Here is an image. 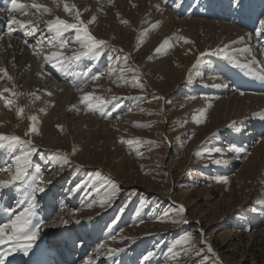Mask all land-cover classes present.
<instances>
[{
	"label": "rangeland",
	"instance_id": "obj_1",
	"mask_svg": "<svg viewBox=\"0 0 264 264\" xmlns=\"http://www.w3.org/2000/svg\"><path fill=\"white\" fill-rule=\"evenodd\" d=\"M72 1L53 0V5H56L54 10L61 8V14L57 12V16H63L65 20L74 22L73 15L62 14L65 12L64 3L75 4ZM181 1L183 0H177L173 8L165 5V0H159V7V3L152 5V13L157 14L163 6L176 17L177 22L196 20L187 16L183 19L177 15L176 5ZM130 2L124 7L119 0H111L106 3L105 8H97V5L93 8L91 0H84L82 4L78 3L80 7L76 4L81 13V19L87 24L89 31L97 39L102 38L107 41V46L103 48V54L98 60L91 55L85 63L82 56L79 60L72 61L71 66L76 68L79 62L82 68L77 69L76 74L68 76L65 83L81 91L82 93L79 94L81 98L90 94L89 99L94 104L97 102L96 97L101 96L100 98L105 101L113 96L116 97L104 112L89 110L87 104L81 101V106L88 109L85 112V118L81 119L84 123L88 122V125H82L78 129V145L81 144V147L74 145L75 126L66 121H60L53 128L55 134L50 139L42 132L25 136L29 128L28 122L25 114L18 115L19 108L22 107L19 100L25 98L13 96L12 83L9 86V80L4 78L0 80V91L3 92L4 97L15 101L11 107L5 104V112L10 114L14 112V117L11 119L8 115L2 116L0 125L3 129L0 133L31 139L38 148V152L33 155V167L29 169L30 176L39 172L43 176L45 182L43 186L46 190L52 186L59 187L56 194L52 193L53 191L51 193L53 197L58 195L65 201L62 205L64 209L60 219L50 225V229L64 225L63 220L68 219V224L88 222L89 234H95L97 237L101 232L104 234V238H100L81 261L91 259L92 262L101 264H123V260L130 259L131 264H141V255L152 251L154 255L148 264H264V147L258 146L264 135L255 140L252 147H250L251 144H247V151L242 150L241 153L229 149V145L233 144L243 149L234 137L231 139V135L237 125H242L243 129L249 128V125L244 123L245 118L241 124V119L246 116L233 115L230 120L226 118L228 119V121L225 120L226 124L215 113L206 112L205 104H203L205 97H212L214 94L213 91H205L214 90L212 89L214 82L228 86L233 92L237 89L235 92L245 95L238 90L240 88L232 81L230 74L233 72V77L236 79L252 78L256 81L255 84L259 83L261 74L264 73V55L256 58V55L246 46L247 37L239 31L237 33L240 36L235 41L236 45L226 39L216 47L202 50V52L207 50L205 53L208 55L202 58L199 64H197V58L201 52H192L182 70H180L182 65L177 62L174 69L176 70L178 66V71L159 72L158 62L173 55L178 49H186L184 44L194 45V42L179 41V36H182L181 31L183 32L182 27L179 26L176 29V38H168L171 46H165V49L160 52L161 55L155 53V49L161 44H151V49H145L151 40L148 36L149 32L150 36L156 34L163 21H159L157 28L151 26L150 31L146 27L151 22L142 23L139 19L138 25L137 18L148 12L140 8L136 13L137 16H133L139 7L135 2L134 5ZM150 2L148 0L144 5L149 7L153 4ZM206 2L208 1L204 0L203 3L198 4L204 6ZM129 5L132 10L129 9ZM83 7L87 8L83 9ZM56 14L53 16L57 17ZM197 17L203 18L201 15ZM90 20L92 23H88ZM152 23L155 22L152 21ZM221 24L238 28L237 25L229 23ZM42 27L37 30L41 32L40 36L46 33V31L42 32ZM15 28L14 32L17 33L18 28ZM141 31L144 32L143 37ZM119 32L128 33V36L132 38L121 40L118 38ZM74 35V31L64 34L63 38L70 41L68 46L62 49L63 51L60 49L66 57L83 51L78 43L72 41ZM241 37L244 39L241 40ZM49 38V35L46 36L43 40L44 45L41 44L43 48L47 46L44 49L45 54L54 51L46 42ZM255 39L262 44L261 47H264L263 35ZM226 43L230 44L228 51L234 59L229 61L231 63L211 55L213 51ZM29 44L34 45L35 42L31 40ZM23 49L21 52L29 53L26 48ZM8 53L13 54L10 50L6 57ZM13 55L15 56L16 53ZM28 55L30 56V53ZM182 55L185 56L184 53ZM125 60H127L126 63ZM174 61L171 62V67ZM236 62H239V65L249 64L250 66L241 67ZM26 65L32 68L29 60ZM44 65L45 63L42 64ZM194 65L195 67H191ZM4 66L5 64L0 62V67L6 68ZM110 66L111 76H109ZM89 68L91 72L84 76L83 73ZM121 69L124 70L123 80L116 83L115 81L120 78ZM99 73H103L99 79H91V76ZM2 75L0 73V76ZM133 77L138 78V82L134 81ZM197 83L201 84L199 86L201 90L198 87L197 90H193L194 84ZM5 89H10L11 92H5ZM221 93V96L227 97L223 95V92ZM3 100V98L0 99L2 102L0 111L1 108L4 109ZM197 100H200V104H196ZM201 112L206 113V118L196 123L195 120ZM90 118L94 119V123L89 122ZM233 122L235 126L232 128L230 125ZM67 124H69L68 128ZM104 124L107 125L103 126ZM127 141H133V143L129 144ZM217 147H220L222 151L216 152ZM3 149L9 151L11 157L7 156L4 160L6 165L0 166V175L2 173L3 176L0 180H8L11 173L15 171L12 157L18 154V149L15 152L7 146ZM57 153L66 155L72 167H69V164L61 166L59 163L61 157ZM233 154L240 157L238 163H226V160L234 156ZM217 159L221 160L220 164L215 163ZM0 160L1 162L3 160L1 156ZM218 176L227 177L228 182H218L216 179ZM111 181L117 183V193L111 199L110 206L101 207L98 201L104 198V193L110 187ZM77 185H79L78 189ZM1 190L7 193V199H0L3 203L2 216L7 218L12 212L9 211L10 209L26 208L18 202L19 197L16 198L6 187ZM94 200L97 203L91 208L87 207ZM180 206H183L185 211L177 215ZM56 216L57 214L52 220H55ZM3 219L4 217L1 218ZM97 222L100 223L97 225L99 228L96 226L97 230L94 233L93 228ZM73 230L78 228L74 227ZM185 234H192V239L185 244L176 245L173 253H168V248L175 245V242ZM101 244L104 248L97 255L96 250ZM57 245L58 248L62 247V243ZM208 246H211V252L208 251ZM109 248L125 249V251L110 255ZM73 251L78 253L79 247L76 246Z\"/></svg>",
	"mask_w": 264,
	"mask_h": 264
},
{
	"label": "bare ground",
	"instance_id": "obj_2",
	"mask_svg": "<svg viewBox=\"0 0 264 264\" xmlns=\"http://www.w3.org/2000/svg\"><path fill=\"white\" fill-rule=\"evenodd\" d=\"M73 1L75 2V5L78 3L82 4L84 2V0H73ZM108 1L109 0H91V3L93 5V8L95 5L98 6L97 8H99V7L105 8L107 6L106 3ZM147 1L148 0H136V1L131 0V2H130V0H119V2L121 3V6H124V7H126L129 2L131 3V5H134L135 3L137 4V7H139V8L137 11H135V15H133V16H137L136 13L139 12L140 8L148 12V14H146L144 16H139L138 18L136 17L137 18V20H136L137 24L139 23L138 22L139 19L142 20V23L143 22H145V23L151 22V24L146 27V29L148 28V30L151 26H154L156 28L159 27V21L160 22H161V20L163 21V23L161 24V27L159 28V30L156 34H153L152 36H150V32H149V34L147 33L151 40H150L149 45H147V47L145 49H151V47H152L151 44L152 45L162 44V42L165 39L172 38V37L175 39L176 38L175 33L177 31L176 29H178L179 26H181L182 30H183V32L181 31V35L189 38L191 41L194 42V45H185L184 44V47L186 49H183V50L178 49L177 52H175L171 56L166 57L161 62L157 61L158 62L157 69L159 70V72L178 71V69H179L178 66H177L176 70L174 69V66H175V64L177 65V62L180 63L179 65H182V67L180 68V70H182L184 65L187 64V60H188V57L190 56V53L202 52V50H205L206 48L208 49V48L216 47L221 41H223V40L226 41V39H228V41L231 40V42L237 41L236 39L240 36L237 33L239 31L241 32L242 35L247 37V42H246L247 44L246 43L245 44H246L247 48H249V50H251L252 53L254 55H256V58H257V56L259 57V55H264V47H261L262 44L256 42V39H255L257 36L261 35L256 31V29L258 28V20L260 18L264 19V0H244L243 12H237L235 10H232L229 6V0H207L208 2H206L204 6H201L200 4H198V3H203L204 0H183L176 5V11H177V15L179 17L181 16V18H183V19L185 18V16H187V18H190V19H196V20H190L188 22H177L176 17L172 16L171 12L166 10L162 6V4H161V6H162L161 10H158L157 14H153L152 13V5H154L155 3H159V0H150L153 3V4H151V6H149L150 8L146 7L144 5L145 3H147ZM176 1L177 0H165L164 4L174 8ZM21 2L26 4V5H31L32 3H37L40 5H43L44 7H47L48 9H51V11L50 12H44L43 9H41L40 11H37L36 9L28 7V8H26V10L24 12H19V11L10 12L8 10L10 7V0H0V62L5 64L4 67H6L9 75H11L13 78L11 81H9V84H10L9 86H11V83H12L13 91L22 93V95H20L19 97L24 96V98H25V99L20 98L19 101H21V105L24 108L23 114H25V119L28 122V127H30V125L33 123L32 121H30L28 119V117L32 116V115L37 116V118H38V121H37L38 133L42 132L44 134V136H46L48 139H50L55 134L53 128L60 121H66L70 125L75 126V129L73 130L74 138H76V139H74V142H75L74 145L76 147L80 148L81 144L78 145V139H79L78 137L79 136H77L78 135V129L82 125H88V122L84 123V120H81L82 118H85V112H87L88 109H86L84 107L86 109L85 110L81 106L82 100H81V96L79 94L82 92L77 91V89H74L72 86L67 85L65 82H66V78L68 76H70L71 74H76L77 69L82 68L81 64L78 62V66L76 68H74L73 66H71L72 64L64 62L63 67H54L53 63L48 64L44 60V56L50 54L53 51H51V52L49 51L48 54L47 53L45 54L44 49H46L47 46H45V48H43L41 46V44L43 43V40L46 38V36L49 35L51 37V35H52L51 33H48V31H47L46 21L54 19L55 17L53 16V14H56L57 12L61 14V8H60V10H54V7L56 5L55 4H54L55 6L53 5V3H52L53 0H21ZM86 5H88V4H86ZM131 5H129V9H130ZM159 5H160V3L158 4V7H159ZM219 5H221V7H219ZM154 6H153V8H154ZM79 7H80V5H79ZM85 8H87V7H85ZM85 8L83 7V9H85ZM130 10H132V9H130ZM97 12H98V9H97ZM44 14H46V15L44 16ZM62 14H64V16H66V12H62ZM94 14H96V13H94ZM197 15H201V16H203V18L197 17ZM210 15H215V16H210ZM216 15H219V16H216ZM56 16H57V14H56ZM11 17H15L17 20L22 21L25 24H27L28 21H32L33 24L38 26L37 30L41 26H43L42 32L46 31V33L44 32L45 35L41 34V36H40L41 32L36 31L35 35H29L28 32L30 31V29L26 30L25 28H21V27L17 26L18 32L15 33L16 31L15 32L13 31L12 34H9L8 33V21H9V18H11ZM59 17L62 18L63 16H59ZM62 19H65V18L63 17ZM197 19H200V20H197ZM152 21H154L155 23H152ZM210 21H212V22H210ZM221 23H229L232 25H237L238 28L233 27L232 25H231L232 27H229V25L221 24ZM15 29L16 28H14V30ZM142 29L144 30V28H142ZM143 33L144 32H142V34H141L142 37L144 36ZM128 35H129L128 33L119 32L118 38L121 40L131 39L132 37H129ZM139 39H141V38L139 37ZM139 39L137 40V38H136V40L140 42ZM31 40L35 42L34 45L29 44V42ZM168 40L170 41V39H168ZM25 41H27V43H25ZM37 41H42V43L39 45V47L37 46ZM47 41L48 40H46V42ZM173 42H175V40H173ZM238 43H240V42H238ZM170 44H171V42H169V44L167 46H169ZM43 45H44V43H43ZM48 46H50L54 51H61L57 47H54L50 44H48ZM237 46H238V44H237ZM23 48H26L28 50V52L30 53V56L28 55L29 53L27 54L24 51L21 52V50ZM169 49H170V47H169ZM169 49L168 50L166 49V50L169 51ZM10 50L13 52V54L16 53V55L14 56L13 54L8 53V57H6L7 52H9ZM240 50H243V49H240ZM37 51L39 52V55H37ZM183 53L185 54V56L182 55ZM159 55H161V53ZM164 55H165V52H164ZM90 56H91V54L86 55V56L82 55L83 62L84 63L87 62L86 59L88 57L90 59L91 58ZM173 57H175V58H173ZM245 57H247V56H245ZM244 59H246V58H244ZM254 59H255V57H254ZM28 60L30 61L32 68H30L26 65ZM262 60H261V64L263 62ZM172 61H174V62H173V65L171 67ZM243 61H246V60H243ZM83 62H82V65H83ZM91 62H92V59H91ZM222 62H223V60H222ZM248 62H249V60H248ZM44 63H45V65L42 66V64H44ZM229 63H231V62H229ZM241 65H243V64H241ZM191 67H193V66H191ZM249 69H247V70L251 71ZM72 70H73V72H72ZM213 70H214V68H213ZM240 70H241V68H240ZM248 71H247V73H248ZM208 72H210V71H208ZM81 74H82V72H81ZM81 74H80V76H81ZM200 74H202V73H200ZM200 74H199V76H200ZM189 76H187V77H189ZM209 76H210V74H209ZM230 76L232 77V81L237 84L238 88H240L238 90H241V92L245 93V95H239L237 92H235L237 90L236 89L237 87L236 88L234 87L236 90L233 92L230 90V88H228V86H220L221 84L219 82H217V83L214 82V85L212 88L214 90H205L206 92H212L213 91L214 94H212V97H205V99H204L205 102H203V104L206 105V106L204 105V107L206 108V112L208 111L211 113H215V115H217L220 119L224 120V122H225V120H227V121H228V119L230 120V118H232V116L236 115V114L238 116L240 115L242 117L246 116V117H243L242 119L241 118H236V119H238V120L241 119V124H242L243 119L245 118L244 123H247V125H249V128L243 129L244 127H242V125H237V127L234 128V130H232V135L230 133V135L232 136L231 139L234 137V139H236L238 144L240 146L242 145L241 148H243V149L240 150V152L242 153V150L247 151L246 150L247 144L248 145L251 144L250 147H252V143L254 144L255 140H258L259 138H261L264 135V79H261L259 83L255 84L256 81L252 78H246L244 80L236 79L235 77H233V72L230 74ZM207 78H208V76H207ZM4 80H8V79L6 77H4ZM192 85H193V83H192ZM200 85H201L200 83L194 84L193 90H197ZM248 85H251V86L249 87ZM186 87H187V84H186ZM202 87H204V86H202ZM231 87H233V85ZM48 92H51V95H48L47 94ZM221 92H223V95H226L227 97L221 96L222 95ZM37 96L39 97V99L36 98ZM192 99H193V97H192ZM199 101L200 100L195 101L196 104H200ZM201 101H203V100H201ZM0 103H2V102H0ZM199 107H201V105ZM3 110H4V112H3ZM203 111H204V109H203ZM6 112H5V103H4V109L1 108V111H0V120L3 119L2 116L4 114L6 116L8 115L9 116L8 118L13 119L14 112L11 114L6 113ZM6 116H5V118H6ZM89 117H90V115H89ZM226 118H228V119H226ZM89 122L94 123V119L90 118ZM1 123H2V121H0V124ZM69 124H67V128L69 127ZM106 125L107 124H104L103 126H106ZM2 129H3V126L0 125V130H2ZM230 132H231V130H230ZM79 133L81 134V131H79ZM254 135H255V137H254ZM227 138H229V137H227ZM262 139L263 140L258 144V146L264 147V138L262 137ZM6 146H7V144H6ZM0 156L3 159L2 162L0 160V166L3 167L4 165H6V162L4 160L6 159L7 156L10 158L11 154L9 153V151H6L4 149H0ZM239 160H240V157L236 156V154H235L234 156H231L228 160H226V163H235V162L238 163ZM1 176H2V173H1L0 177ZM2 178H3V176L1 177V179ZM29 183H30V180H29ZM59 184H61V183H59ZM48 185H50V184H48ZM6 188L16 198L19 197L18 202L21 203V206H25V207L28 206V203H27V201L29 199V195L27 193L29 191L28 184H25L23 182H17L15 187H6ZM58 190H59V187L52 186L49 190H46L45 193H42V194L38 193L37 194V196L39 198L37 197V199H36L37 204H36V207L34 210L35 215L32 217V221H33V224H36V223H39L41 220H43V224H41V226H40L39 235H38L37 239L34 241L33 248L29 252V254L24 255L22 252H13L12 256L9 257V259L12 260V264H38L39 263L38 255H40V253L44 249H47L48 252L53 250L52 254L54 255V257L51 256L52 258H54L53 264H61V262H64L66 264H83L85 262V260L81 261L83 256L86 255L92 249V246H94L100 238H104V234L102 232L101 233L99 232L100 233L99 237H97V235H95V234H93V235L89 234L88 230L90 228V225L88 222H83V223H79V224H67V225H62V226L50 229V225H52L53 223L57 222L60 219L61 212L64 209V207H62V205L65 204V201L63 199L59 198L58 195H55V197L52 196V193L56 194V192ZM51 191H53V192L51 193ZM0 193H2L0 199H2V198L4 200L7 199L6 198L7 193L5 191L0 189ZM75 206H77L76 203H75ZM2 208H3V203L0 200V224L7 222L9 217L12 216V212L19 214L20 212L24 211V209H22L21 207L15 208L12 210V212L9 214V216L7 218H5V216H2ZM44 211H45V213H43ZM55 214H57V216L55 217V220H52L53 216ZM2 217H4V219H3L4 221L1 220ZM99 224H100L99 222L95 223V227L93 228L94 233L96 232L97 228H99L97 226ZM96 226H97V228H96ZM74 227L78 228V230H73ZM81 240H84V242L79 243ZM60 241L63 243V246L66 247V249L60 250V249H58V247L56 248V244H58V242L60 243ZM76 245H78L80 247V251L78 253H74V251H73ZM4 250L6 251L7 249L5 248ZM13 257H14V259H13ZM92 264H101V263L100 262H92ZM123 264H131L130 259L123 260Z\"/></svg>",
	"mask_w": 264,
	"mask_h": 264
},
{
	"label": "snow or ice",
	"instance_id": "obj_3",
	"mask_svg": "<svg viewBox=\"0 0 264 264\" xmlns=\"http://www.w3.org/2000/svg\"><path fill=\"white\" fill-rule=\"evenodd\" d=\"M111 2V0H109ZM229 6L232 10H235L237 12H243L244 10V2L243 0H229ZM31 7L33 9H36L37 11H40L43 9L44 12H50L51 9H48L47 7H44L43 5L32 3L31 5H26L21 2V0H10V12H24L26 8ZM64 11L68 13L69 15L74 16L75 22H69L65 19L60 18L59 16L55 17L52 20L46 21V27L48 33H51V37L48 39V44L57 47L58 49H64L68 46L70 43L69 40L64 39V34L68 33L70 31H74L75 35L72 37V41L78 43L83 50L81 53H73L72 56L66 57L62 51H53L48 55L44 56V60L47 63H53L54 67H63L64 62L67 61L69 64L74 60H79L82 55H89L91 54L94 56L97 60L100 58V56L103 54V48L107 46V41L103 39H97L90 31L87 26V24L84 23V21L81 19V13L77 9L76 5L64 3ZM94 19V18H93ZM88 23H92L90 20ZM21 27L25 28L26 30L30 29L28 32L29 35H35L38 26L33 24L32 21H28L27 24H25L22 21L17 20L15 17L9 18L8 21V33L12 34L15 27ZM256 31L264 35V19L258 20V28ZM241 40L244 38L241 37ZM179 41H184L185 43H191L190 39L185 36H179ZM27 43V41H25ZM42 43V41H37V46ZM231 43H236L235 41ZM169 44V40L165 39L163 43L155 49V53L159 54L162 49L165 48ZM230 48V44H225L223 47L217 48L215 51L211 53V55H215L218 57L223 58L226 61H232L233 57L230 55L228 49ZM37 55H39V52L37 51ZM208 53L201 52L199 54V57L197 58V64L200 63L201 59L204 58ZM119 58H117L118 60ZM125 63L127 60L124 61ZM239 65V62H236ZM254 63V61H253ZM241 67H249V64H243L239 65ZM195 67V65L193 66ZM123 69H121V75L120 78L115 81L116 83H119L121 80H123ZM91 72V68L87 69L83 73L84 76H87L88 73ZM0 73L3 75L0 76V79H3L6 77L9 81H11L13 78L11 75H9L6 68L0 67ZM103 75V73H99L97 75L91 76L92 80L99 79V76ZM112 75V68L110 66L109 69V76ZM261 79H264V73L261 74ZM133 80L138 82V78L133 77ZM220 86H226V85H220ZM5 92H11L10 89H5ZM48 95H51V92L47 93ZM13 96H20L22 93L19 92H12ZM90 94L84 95L81 100L83 103L87 104V108L89 110L93 111H99L104 112V110L107 108L109 104L112 103L113 100L116 99L115 96L111 97L110 100L105 101L101 99L100 97H96V103H92L89 99ZM0 98L4 99V102L6 106L11 107L15 101L12 99H9L8 97L3 96V92H0ZM39 99V97H36ZM116 107H119V105H116ZM24 113V108H19V114ZM203 118H206V113L201 112L199 116L196 118L195 122L200 123ZM28 119L32 121L33 123L30 125L28 130L25 132V136H29L32 133L38 134V127H37V121L38 118L35 115L29 116ZM235 126V122H233L230 127ZM59 127V126H58ZM127 143L132 144L133 141H127ZM136 143H139V141H136ZM151 143V142H149ZM7 144V147L14 152L18 149V154L14 155L12 157V163L15 165V171L11 173L10 179L8 180H0V189L5 187H15L17 182H23L25 184H28L29 188V199L27 201L28 206L24 209L23 212H20L19 214H16L15 212H12V216L9 217L8 221L6 223L0 224V264H12V260L9 259L10 256H12L13 252H22L24 255H28L29 252L33 248V243L37 239L39 232H40V226L43 224V220H41L39 223L33 224L32 217L35 215V207H36V199L37 194H42L46 192V187L42 186L45 184L43 181V176L37 172L35 175L30 176L29 169L33 167L32 164V158L33 155L38 152V148L36 145H34L31 141V139H22L18 135H5L3 133H0V149L5 148ZM229 148L233 151H240V147L237 145H229ZM216 152L221 151L220 147H217L215 149ZM58 156L61 157V160L59 163L61 166L64 164H69L68 157L66 155L57 153ZM215 163L220 164L221 160L217 159ZM69 167H72V165L69 164ZM217 181H223L225 183L228 182L227 177L224 176H218L216 177ZM30 180V183H29ZM77 189L79 188V185L76 186ZM95 188V186H93ZM118 185L115 181L110 182V187L108 190L104 193V198L99 199L98 203L101 207L110 206L111 199L115 197L117 193ZM96 191H99L98 189H95ZM97 203V201H92V203H89L87 207L91 208L93 204ZM9 211H12L11 209ZM185 210L183 206H180L177 210V215L180 213H183ZM14 217V218H13ZM176 222V221H173ZM186 222V221H183ZM69 223L68 219L63 220V224L67 225ZM76 223H79V221H76ZM192 239V234H185L180 239H178L175 242V245L168 248V253H173V250L176 245H182L187 243L189 240ZM82 243V242H81ZM7 249L6 251L4 249ZM104 248V245L101 244L96 250V254H99V251ZM125 251V249H108L109 254L112 253H119ZM208 251L211 252V246H208ZM154 255L152 251H147L141 255V264H148L150 258ZM14 259V257H13ZM84 264H92L91 259H86Z\"/></svg>",
	"mask_w": 264,
	"mask_h": 264
}]
</instances>
